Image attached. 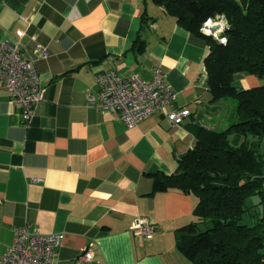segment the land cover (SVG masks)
Segmentation results:
<instances>
[{
  "label": "crops",
  "instance_id": "obj_1",
  "mask_svg": "<svg viewBox=\"0 0 264 264\" xmlns=\"http://www.w3.org/2000/svg\"><path fill=\"white\" fill-rule=\"evenodd\" d=\"M17 31L24 58L37 46L47 58L36 61L44 94L28 124L0 84V256L13 230L29 226L63 235L56 264H82L86 248L93 264H192L175 232L194 221L196 199L154 192L153 174L177 171L196 123L225 125L224 109L209 102V47L154 0H0V41L14 42ZM155 66L176 93L166 111L192 113L181 126L154 115L127 129L118 114L87 105L101 72L149 79ZM235 84L264 80L240 75ZM136 218L155 226L151 238L131 231Z\"/></svg>",
  "mask_w": 264,
  "mask_h": 264
},
{
  "label": "trees",
  "instance_id": "obj_2",
  "mask_svg": "<svg viewBox=\"0 0 264 264\" xmlns=\"http://www.w3.org/2000/svg\"><path fill=\"white\" fill-rule=\"evenodd\" d=\"M154 1L209 47V102L226 112L224 127L195 124L194 145L175 173L153 174L154 192L196 199L194 221L175 232L176 248L192 264H264V85L235 84L240 75L264 80V0ZM221 19L225 43L202 32ZM134 44L142 53L144 41Z\"/></svg>",
  "mask_w": 264,
  "mask_h": 264
},
{
  "label": "built area",
  "instance_id": "obj_3",
  "mask_svg": "<svg viewBox=\"0 0 264 264\" xmlns=\"http://www.w3.org/2000/svg\"><path fill=\"white\" fill-rule=\"evenodd\" d=\"M209 20L202 32L219 38L226 28L224 20ZM222 29L211 32L215 24ZM24 33L16 32L14 42L0 41V84L5 89L9 102L19 109L22 121L28 124L34 116L44 94V86L36 69L38 59H46L47 53L40 47L34 50L35 58H24L20 52V40ZM97 91L89 94L87 105L101 112H113L120 116L127 129L136 127L142 120L154 116H163L169 128L184 124L192 115L187 107L166 109L176 101V93L165 81L160 66H155L149 79H143L137 73L121 76L115 69L101 72L96 76ZM33 181H36L35 179ZM156 228L144 218H136L131 231L143 238H151ZM63 235L60 233L43 234L29 226L13 230V241L2 256L0 264H56L57 251L61 247ZM92 252L86 248L79 256L82 264L92 263Z\"/></svg>",
  "mask_w": 264,
  "mask_h": 264
},
{
  "label": "water",
  "instance_id": "obj_4",
  "mask_svg": "<svg viewBox=\"0 0 264 264\" xmlns=\"http://www.w3.org/2000/svg\"><path fill=\"white\" fill-rule=\"evenodd\" d=\"M222 29V26H221V24H215V25H213L211 28H210V31L211 32H217V31H220ZM226 30H228V28H223V31H226Z\"/></svg>",
  "mask_w": 264,
  "mask_h": 264
},
{
  "label": "rangeland",
  "instance_id": "obj_5",
  "mask_svg": "<svg viewBox=\"0 0 264 264\" xmlns=\"http://www.w3.org/2000/svg\"><path fill=\"white\" fill-rule=\"evenodd\" d=\"M211 21H212V20H211ZM212 22L214 23V22H220V21H219V20H217V21H212ZM216 34H217L216 36H219V35H220L219 33H216ZM252 200H253V198H252V199H250V200H249V202H251Z\"/></svg>",
  "mask_w": 264,
  "mask_h": 264
}]
</instances>
